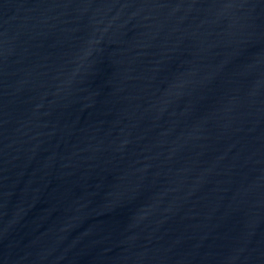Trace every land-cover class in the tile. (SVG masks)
<instances>
[{"label": "water", "instance_id": "95a60500", "mask_svg": "<svg viewBox=\"0 0 264 264\" xmlns=\"http://www.w3.org/2000/svg\"><path fill=\"white\" fill-rule=\"evenodd\" d=\"M0 264H264V0H0Z\"/></svg>", "mask_w": 264, "mask_h": 264}]
</instances>
